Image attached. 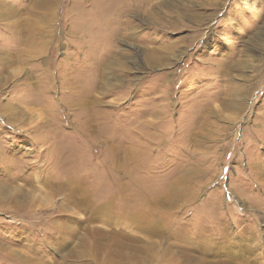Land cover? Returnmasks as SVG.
<instances>
[{
    "label": "rangeland",
    "instance_id": "1",
    "mask_svg": "<svg viewBox=\"0 0 264 264\" xmlns=\"http://www.w3.org/2000/svg\"><path fill=\"white\" fill-rule=\"evenodd\" d=\"M0 264H264V0H0Z\"/></svg>",
    "mask_w": 264,
    "mask_h": 264
}]
</instances>
